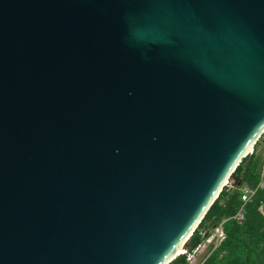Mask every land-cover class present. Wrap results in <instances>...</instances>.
Listing matches in <instances>:
<instances>
[{"label":"water","instance_id":"obj_1","mask_svg":"<svg viewBox=\"0 0 264 264\" xmlns=\"http://www.w3.org/2000/svg\"><path fill=\"white\" fill-rule=\"evenodd\" d=\"M263 132L264 0H0V264H170Z\"/></svg>","mask_w":264,"mask_h":264},{"label":"trees","instance_id":"obj_2","mask_svg":"<svg viewBox=\"0 0 264 264\" xmlns=\"http://www.w3.org/2000/svg\"><path fill=\"white\" fill-rule=\"evenodd\" d=\"M264 132L254 145L251 155L246 156L225 186L192 236L184 245L186 254L176 257L170 264H189L191 255L208 240L214 230L216 240L200 264H264V188H259L264 170ZM262 151L260 152V147ZM264 179V178H263ZM255 189L250 202L243 205L241 187ZM243 210V211H242ZM243 212V219L236 216Z\"/></svg>","mask_w":264,"mask_h":264},{"label":"rangeland","instance_id":"obj_3","mask_svg":"<svg viewBox=\"0 0 264 264\" xmlns=\"http://www.w3.org/2000/svg\"><path fill=\"white\" fill-rule=\"evenodd\" d=\"M259 149H260V152H263L262 146ZM216 238H217V231L214 230L210 238L206 240L202 245H200L198 249L188 257L189 259L188 263L189 264H200L208 252L209 245L213 243L216 240Z\"/></svg>","mask_w":264,"mask_h":264},{"label":"built area","instance_id":"obj_4","mask_svg":"<svg viewBox=\"0 0 264 264\" xmlns=\"http://www.w3.org/2000/svg\"><path fill=\"white\" fill-rule=\"evenodd\" d=\"M262 146L264 147V143L262 144ZM264 170H263V172H262V181L260 182V184H259V188H264ZM229 182V181H228ZM225 186H227V187H231V185L229 184V183H227ZM256 192V190L255 189H250V188H248L247 186H245L244 185V187H243V185H242V187H241V201H242V203H243V205H245L246 203H248V202H250V200H251V198H252V196L254 195V193ZM260 209L262 210V212H264V203H260ZM243 211V210H242ZM242 211H240L239 213H238V215L236 216V218L238 219V220H242L243 219V212ZM198 249V248H197ZM196 249V250H197ZM195 250V251H196ZM195 251H193V253L195 252ZM184 254H186V251H185V253ZM183 254V255H184ZM190 255H188V257H189ZM189 260V259H188Z\"/></svg>","mask_w":264,"mask_h":264}]
</instances>
